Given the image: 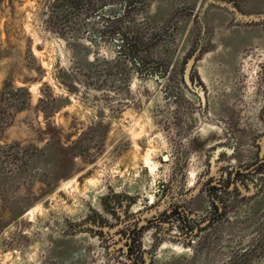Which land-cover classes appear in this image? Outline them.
I'll use <instances>...</instances> for the list:
<instances>
[{"label": "rangeland", "instance_id": "obj_1", "mask_svg": "<svg viewBox=\"0 0 264 264\" xmlns=\"http://www.w3.org/2000/svg\"><path fill=\"white\" fill-rule=\"evenodd\" d=\"M259 158L264 0H0V264H264Z\"/></svg>", "mask_w": 264, "mask_h": 264}, {"label": "flooded vegetation", "instance_id": "obj_2", "mask_svg": "<svg viewBox=\"0 0 264 264\" xmlns=\"http://www.w3.org/2000/svg\"><path fill=\"white\" fill-rule=\"evenodd\" d=\"M199 52L200 51H198V53L196 52L195 54L197 55L196 56V62H195V65H194V67H193V70H192V73H191V76H190V84H191V87L186 83V80H185V70H184V75H183V80H184V83H185V85H186V87H187V89H188V91L190 92V94H192V95H195L197 98H198V101H199V103H200V108H201V112H202V115L204 114V112H205V110H206V107H207V103H208V97H207V92L204 90V88L202 87V86H200V85H198V82L195 80V78H194V70H195V66H196V63H197V60H198V56H199ZM195 54H193L191 57H190V59L195 55ZM189 59V60H190ZM188 60V61H189ZM188 63V62H187ZM186 66H187V64H186ZM186 66H185V69H186ZM204 93V97H205V103L203 102V99H202V96H201V93ZM263 161L264 160H262L261 158H259V160L257 161V162H255V163H253L248 169H247V171L248 170H250V173H254V174H259V173H261L260 171L263 169V167H264V164H263ZM239 174V173H238ZM235 175V174H234ZM235 177V176H234ZM233 178V176H230V183H229V185L228 186H230L231 185V181L233 180L232 179ZM234 181V180H233ZM232 181V182H233ZM233 184V183H232ZM227 186V183L226 182H224V181H222V180H219L215 185H214V190L215 189H224V187H226ZM213 190V191H214ZM215 201V200H214ZM216 203V202H215ZM222 218V215H219L217 218H215V220H220ZM213 222H214V219L212 220ZM145 226H147V225H145ZM145 226H143V228L145 227ZM99 229V228H98ZM102 232H103V230L102 229H100ZM99 230V231H100ZM138 227H135V228H133V229H131V233H130V235H128L130 238L132 237L133 239L136 237V235L135 234H137L136 232H138ZM104 233V232H103ZM132 234V235H131ZM135 240H136V238H135ZM126 246H128V251H127V254H128V257H129V259H132L133 261L134 260H137L138 261V259H136V257H132V254L135 252V253H137L138 251L135 249V247H133L132 245H131V243L130 242H127V244H126ZM135 264H138V263H135Z\"/></svg>", "mask_w": 264, "mask_h": 264}, {"label": "water", "instance_id": "obj_3", "mask_svg": "<svg viewBox=\"0 0 264 264\" xmlns=\"http://www.w3.org/2000/svg\"><path fill=\"white\" fill-rule=\"evenodd\" d=\"M196 54L188 61L187 63V66H186V69H185V80H186V83L191 87V84H190V76H191V73H192V70H193V67L195 65V62H196ZM201 96H202V99H203V102L205 103V97H204V93L202 92L201 93ZM164 160H167V155L164 156Z\"/></svg>", "mask_w": 264, "mask_h": 264}, {"label": "bare ground", "instance_id": "obj_4", "mask_svg": "<svg viewBox=\"0 0 264 264\" xmlns=\"http://www.w3.org/2000/svg\"><path fill=\"white\" fill-rule=\"evenodd\" d=\"M167 159H169V157L167 156Z\"/></svg>", "mask_w": 264, "mask_h": 264}, {"label": "trees", "instance_id": "obj_5", "mask_svg": "<svg viewBox=\"0 0 264 264\" xmlns=\"http://www.w3.org/2000/svg\"><path fill=\"white\" fill-rule=\"evenodd\" d=\"M79 1V0H78Z\"/></svg>", "mask_w": 264, "mask_h": 264}]
</instances>
